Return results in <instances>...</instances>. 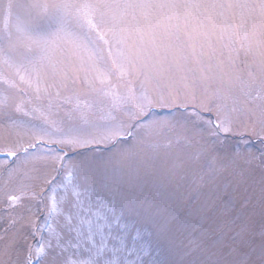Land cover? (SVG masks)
I'll use <instances>...</instances> for the list:
<instances>
[{
  "label": "snow or ice",
  "instance_id": "6c2138e0",
  "mask_svg": "<svg viewBox=\"0 0 264 264\" xmlns=\"http://www.w3.org/2000/svg\"><path fill=\"white\" fill-rule=\"evenodd\" d=\"M0 264H264V0H0Z\"/></svg>",
  "mask_w": 264,
  "mask_h": 264
}]
</instances>
